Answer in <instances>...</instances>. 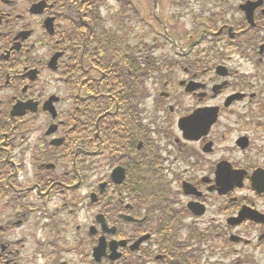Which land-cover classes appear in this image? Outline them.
<instances>
[{
  "label": "flooded vegetation",
  "instance_id": "1",
  "mask_svg": "<svg viewBox=\"0 0 264 264\" xmlns=\"http://www.w3.org/2000/svg\"><path fill=\"white\" fill-rule=\"evenodd\" d=\"M243 243L264 248V0H0V264Z\"/></svg>",
  "mask_w": 264,
  "mask_h": 264
},
{
  "label": "rangeland",
  "instance_id": "2",
  "mask_svg": "<svg viewBox=\"0 0 264 264\" xmlns=\"http://www.w3.org/2000/svg\"><path fill=\"white\" fill-rule=\"evenodd\" d=\"M151 39V38H150ZM254 247V246H253ZM263 247H261L259 250L255 251L253 249V252L248 251L247 249L243 253V263L244 264H264V254L261 255V252H263ZM249 257V258H247Z\"/></svg>",
  "mask_w": 264,
  "mask_h": 264
}]
</instances>
